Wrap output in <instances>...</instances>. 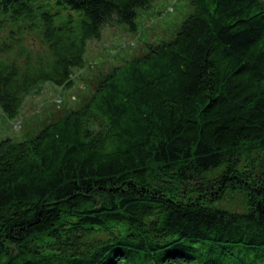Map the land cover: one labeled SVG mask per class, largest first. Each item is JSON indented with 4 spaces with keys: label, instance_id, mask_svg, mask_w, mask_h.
Segmentation results:
<instances>
[{
    "label": "trees",
    "instance_id": "16d2710c",
    "mask_svg": "<svg viewBox=\"0 0 264 264\" xmlns=\"http://www.w3.org/2000/svg\"><path fill=\"white\" fill-rule=\"evenodd\" d=\"M157 1L0 0V111L72 89L90 42ZM187 1L169 39L0 141V264H264V0Z\"/></svg>",
    "mask_w": 264,
    "mask_h": 264
},
{
    "label": "rangeland",
    "instance_id": "374dc122",
    "mask_svg": "<svg viewBox=\"0 0 264 264\" xmlns=\"http://www.w3.org/2000/svg\"><path fill=\"white\" fill-rule=\"evenodd\" d=\"M192 12L187 0H158L146 13L139 17L136 34L122 26H106L100 41H91L86 55L90 63L82 72H78L75 86L63 90L51 83L42 87L39 95L29 97L18 119H8L0 111V141L11 138L16 141L25 139L26 129L56 115L63 105L75 107L80 97L86 93L87 86L97 68H109L139 53L148 42L169 39ZM155 43V42H153ZM233 205V199H229ZM230 205V204H229Z\"/></svg>",
    "mask_w": 264,
    "mask_h": 264
}]
</instances>
